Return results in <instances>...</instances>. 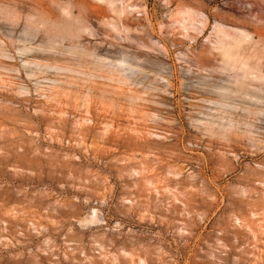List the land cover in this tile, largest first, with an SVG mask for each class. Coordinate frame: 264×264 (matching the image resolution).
I'll return each instance as SVG.
<instances>
[{
  "label": "rangeland",
  "instance_id": "rangeland-1",
  "mask_svg": "<svg viewBox=\"0 0 264 264\" xmlns=\"http://www.w3.org/2000/svg\"><path fill=\"white\" fill-rule=\"evenodd\" d=\"M0 264H264V0H0Z\"/></svg>",
  "mask_w": 264,
  "mask_h": 264
}]
</instances>
